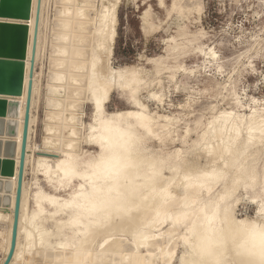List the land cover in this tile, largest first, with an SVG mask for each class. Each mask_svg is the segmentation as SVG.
<instances>
[{
  "label": "bare ground",
  "instance_id": "obj_1",
  "mask_svg": "<svg viewBox=\"0 0 264 264\" xmlns=\"http://www.w3.org/2000/svg\"><path fill=\"white\" fill-rule=\"evenodd\" d=\"M119 2L8 0L0 4V101L5 103L1 111L4 116L0 115V145L11 142L13 154L0 161V175L4 160L11 162L8 177L0 181V264L10 247L37 12L25 166L16 244L9 264L210 262L214 257L202 255L199 247L194 250L198 238L215 239L222 234L226 237L235 235L239 239L253 224L264 226L261 208L264 204V107L256 110L257 101L252 100L249 113L239 114L233 108L234 90L228 85L225 98L231 107L214 113L206 122H199L197 118L189 124L184 122L182 132L173 116L150 112L140 99L141 92H147L151 84L149 72L143 73L133 67L114 69L110 64ZM186 3L175 2L172 10L182 15L190 9ZM49 7L54 9L53 23L48 20ZM146 17L147 13H144L142 26L152 29L153 25ZM174 39L169 50V56L174 60L189 51L202 53L199 47L194 48L195 38H187L183 43ZM206 56L210 62L216 57L212 50ZM163 61L151 60L152 75L158 77L166 71L167 78L172 81L175 72L165 67ZM42 79L44 136L42 146L35 151L31 138ZM161 84L158 79L159 90L147 92L148 101L158 106L163 104L165 97ZM114 90L128 97L132 102L131 111L106 113L105 106ZM84 104H89L93 111L88 124L81 120ZM192 133L194 140L190 138ZM129 135L142 139L138 144L134 141V166L127 170L126 179H121L116 188L88 165L100 160L102 153L108 154L102 143L105 147L122 143ZM146 138L159 142V153L143 146ZM176 142L180 148L164 152L165 147ZM82 145L94 148L96 152L86 153L81 149ZM200 160L205 161L203 166ZM30 161L35 180L42 176L55 190L71 189L67 197L48 194L40 187L30 192L25 182ZM110 187L113 188L111 192L108 191ZM131 189L137 192L134 198L117 197V192L126 193ZM239 192L255 207L252 218L236 217L235 208L243 200L238 198ZM109 198L122 208L120 212L113 211L110 221H105L100 213L89 211L93 203ZM30 201L33 204L31 210L28 208ZM36 235L41 242H37L39 245ZM179 245L180 255L177 253ZM143 251L145 255L141 254ZM226 258L246 257H236L229 252Z\"/></svg>",
  "mask_w": 264,
  "mask_h": 264
},
{
  "label": "rangeland",
  "instance_id": "obj_2",
  "mask_svg": "<svg viewBox=\"0 0 264 264\" xmlns=\"http://www.w3.org/2000/svg\"><path fill=\"white\" fill-rule=\"evenodd\" d=\"M185 1H187L186 4L191 1L190 9L186 11L188 14L184 12L182 15H177V11L172 10V5L175 2L185 5ZM51 10L49 7L47 14H49L48 20L50 19L53 23L54 9L53 12ZM116 12V38L110 57L111 66L114 69L133 67L143 73L149 72V82H151L147 89L149 93L159 90L157 80L161 79L162 91L165 95L162 105L158 106L148 101L146 91L141 92L140 99L147 104L150 112L176 118L180 132L183 131L185 123H192L195 118L199 122H206L214 113L230 108L225 98V88L228 85H231L234 90L235 96L232 102H235V107L233 108L239 114L249 113L253 106L252 100L257 101L256 110L260 111L264 107L262 105L264 103V0H120ZM144 13H147L146 18L153 25L152 29L148 27L144 29L142 26ZM179 34L186 36L182 37ZM187 38H195L194 48L199 47L202 53L189 51L174 60L169 56L172 39L177 43H183ZM209 50H212L216 56L211 62L206 56ZM157 59L162 61L166 59L163 61L164 66L175 72V78L172 81L167 78L166 71L158 77L152 75L151 60ZM177 66L179 69L175 70L174 67ZM43 85L42 79L40 99L35 114L36 123L31 138L35 151L39 150V145L42 146L44 136ZM81 110L82 122L90 123L93 112L91 106L84 104ZM131 110L132 102L118 90L111 93L110 100L105 106L106 113H126ZM190 138L194 140L195 135L192 133ZM146 139L145 142L143 141V146L148 148V151L159 153V142L152 138ZM169 146L163 149L164 152L173 151L176 147L180 148L177 142ZM81 149L86 153L96 152L94 148L84 145ZM33 155L36 156V154ZM203 163L205 161L200 160V164ZM29 164L25 182L30 192L40 187L48 194L61 196V198L67 197L71 189L69 191L55 190L42 176L36 177L35 180L31 171L32 161ZM3 180L5 179L0 178V181ZM238 198L243 200L235 208L236 217L238 219L252 218L255 207L247 202L241 192L238 193ZM32 207L33 204L30 201L29 210ZM47 228L50 229L51 226L48 224ZM35 239H38L37 235ZM37 242L40 241L37 240ZM38 243L37 245L41 242ZM180 251L179 245L178 255ZM141 254L145 255V252ZM1 255L0 250V258ZM92 259L90 257V261Z\"/></svg>",
  "mask_w": 264,
  "mask_h": 264
},
{
  "label": "snow or ice",
  "instance_id": "obj_3",
  "mask_svg": "<svg viewBox=\"0 0 264 264\" xmlns=\"http://www.w3.org/2000/svg\"><path fill=\"white\" fill-rule=\"evenodd\" d=\"M142 138L129 135L122 143L115 145H105L102 143L105 155L101 154V158L98 161L90 162L88 167L96 169L105 182L112 183L116 188L119 187L121 179H126V172L129 168L134 166L132 159V149L136 144L140 143ZM142 146V145H141ZM94 175L96 173H93ZM159 175V173H156ZM88 179V177H85ZM109 192L113 191V188L108 189ZM137 195L135 189H131L126 193L117 192V197L121 199H131ZM262 213H264V204L261 206ZM121 206L109 199H101L98 203H93L90 212L100 213L105 221H110L113 215V211L120 212ZM127 211H131L128 209ZM201 249L202 255H208L214 257L210 262L206 261H192L191 264H264V226L257 227L253 224L246 230V233L239 239L233 235L226 237L220 235L213 238H198V243L194 245ZM231 252L236 257H246L242 259H227V253Z\"/></svg>",
  "mask_w": 264,
  "mask_h": 264
},
{
  "label": "water",
  "instance_id": "obj_4",
  "mask_svg": "<svg viewBox=\"0 0 264 264\" xmlns=\"http://www.w3.org/2000/svg\"><path fill=\"white\" fill-rule=\"evenodd\" d=\"M8 1V0H6ZM6 1H1L4 3ZM0 3V4H1ZM37 22H38V12L36 15L35 20V31L33 37V45L31 49V56L29 60V72H28V82L26 87V97L24 103V112H23V123H22V130H21V142H20V149H19V158H18V166H17V175H16V187H15V197H14V204L12 208V225H11V234H10V247L8 253L2 264H9L13 253L15 250L16 244V237H17V225H18V217H19V209H20V200H21V189L23 183V174H24V166H25V156H26V145H27V136H28V124H29V114H30V104H31V94H32V83H33V72H34V58H35V49H36V35H37ZM5 108V103L0 101V115L4 116L1 112ZM5 148V153H4ZM3 152V153H2ZM3 155V156H2ZM6 155L12 156L11 150V142H5L4 145H0V158L9 159L10 157ZM48 157L56 158L57 156L43 154ZM1 161V160H0ZM11 162L8 160H4L3 167H2V174L0 178L8 177L6 174L11 169Z\"/></svg>",
  "mask_w": 264,
  "mask_h": 264
}]
</instances>
